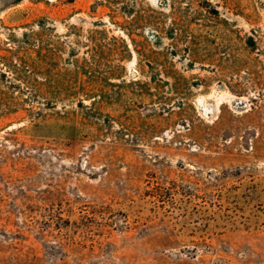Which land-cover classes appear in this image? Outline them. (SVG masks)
<instances>
[{"label":"rangeland","instance_id":"rangeland-1","mask_svg":"<svg viewBox=\"0 0 264 264\" xmlns=\"http://www.w3.org/2000/svg\"><path fill=\"white\" fill-rule=\"evenodd\" d=\"M0 264H264V0H0Z\"/></svg>","mask_w":264,"mask_h":264},{"label":"bare ground","instance_id":"bare-ground-1","mask_svg":"<svg viewBox=\"0 0 264 264\" xmlns=\"http://www.w3.org/2000/svg\"><path fill=\"white\" fill-rule=\"evenodd\" d=\"M135 66V59L128 63V69L131 70Z\"/></svg>","mask_w":264,"mask_h":264}]
</instances>
